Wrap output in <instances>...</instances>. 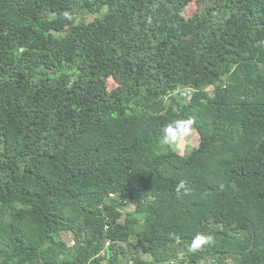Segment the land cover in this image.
<instances>
[{
    "label": "trees",
    "instance_id": "1",
    "mask_svg": "<svg viewBox=\"0 0 264 264\" xmlns=\"http://www.w3.org/2000/svg\"><path fill=\"white\" fill-rule=\"evenodd\" d=\"M210 258L264 264V0H0V264Z\"/></svg>",
    "mask_w": 264,
    "mask_h": 264
},
{
    "label": "rangeland",
    "instance_id": "2",
    "mask_svg": "<svg viewBox=\"0 0 264 264\" xmlns=\"http://www.w3.org/2000/svg\"><path fill=\"white\" fill-rule=\"evenodd\" d=\"M93 15L88 14L87 12H82L79 16L76 17L75 22L80 23V22H88L93 19ZM110 86V84H108ZM108 86V87H109ZM208 90H211V87L208 88ZM199 141V136L196 131L192 130L191 133L187 136L182 137L179 139L177 142L172 143V142H167V144L175 150L177 153L180 155H184L187 152H190L192 148L196 147ZM134 210L133 206H127V207H121V211L123 213L125 212H132ZM63 238L65 241L68 243L69 246H72V237L70 234H63ZM141 258L150 260V258L146 255H140ZM168 264V263H167Z\"/></svg>",
    "mask_w": 264,
    "mask_h": 264
},
{
    "label": "clouds",
    "instance_id": "3",
    "mask_svg": "<svg viewBox=\"0 0 264 264\" xmlns=\"http://www.w3.org/2000/svg\"><path fill=\"white\" fill-rule=\"evenodd\" d=\"M192 124L193 121L191 119L174 121L165 129V140L167 142L175 143L182 137L189 135L192 131ZM206 239L207 238L203 236H197L193 246L203 243Z\"/></svg>",
    "mask_w": 264,
    "mask_h": 264
},
{
    "label": "built area",
    "instance_id": "4",
    "mask_svg": "<svg viewBox=\"0 0 264 264\" xmlns=\"http://www.w3.org/2000/svg\"><path fill=\"white\" fill-rule=\"evenodd\" d=\"M191 90L190 89H183L180 93H178V96L182 99H184L185 101H189L190 97H191ZM72 245L74 244V241L71 242ZM110 244V242L108 241L106 243V246H108ZM104 252L103 250L101 251L100 255H103ZM130 264L132 263L131 261L129 262ZM200 264H214V259L210 258L208 260H202Z\"/></svg>",
    "mask_w": 264,
    "mask_h": 264
}]
</instances>
